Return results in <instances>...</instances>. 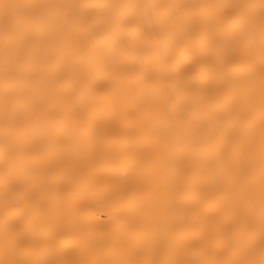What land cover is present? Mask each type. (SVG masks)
Listing matches in <instances>:
<instances>
[{
    "label": "bare ground",
    "instance_id": "6f19581e",
    "mask_svg": "<svg viewBox=\"0 0 264 264\" xmlns=\"http://www.w3.org/2000/svg\"><path fill=\"white\" fill-rule=\"evenodd\" d=\"M0 264H264V0H0Z\"/></svg>",
    "mask_w": 264,
    "mask_h": 264
}]
</instances>
